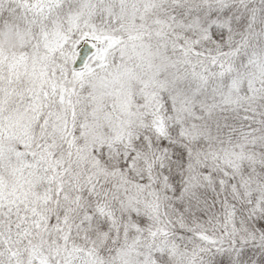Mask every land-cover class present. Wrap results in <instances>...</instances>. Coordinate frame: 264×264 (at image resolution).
Here are the masks:
<instances>
[{
    "label": "snow or ice",
    "instance_id": "snow-or-ice-1",
    "mask_svg": "<svg viewBox=\"0 0 264 264\" xmlns=\"http://www.w3.org/2000/svg\"><path fill=\"white\" fill-rule=\"evenodd\" d=\"M0 264H264V0H0Z\"/></svg>",
    "mask_w": 264,
    "mask_h": 264
}]
</instances>
